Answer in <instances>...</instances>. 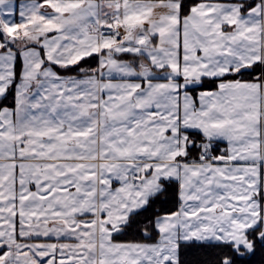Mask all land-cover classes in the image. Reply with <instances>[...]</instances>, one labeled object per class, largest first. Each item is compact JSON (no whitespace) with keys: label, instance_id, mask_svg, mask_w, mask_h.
I'll return each instance as SVG.
<instances>
[{"label":"snow or ice","instance_id":"snow-or-ice-1","mask_svg":"<svg viewBox=\"0 0 264 264\" xmlns=\"http://www.w3.org/2000/svg\"><path fill=\"white\" fill-rule=\"evenodd\" d=\"M257 246L264 0H0V264Z\"/></svg>","mask_w":264,"mask_h":264},{"label":"trees","instance_id":"trees-1","mask_svg":"<svg viewBox=\"0 0 264 264\" xmlns=\"http://www.w3.org/2000/svg\"><path fill=\"white\" fill-rule=\"evenodd\" d=\"M128 239H135V237H129ZM218 255L217 252L204 253L203 251L197 252L190 256L189 259L192 260H212ZM243 264H264V251L259 249L257 246V251L255 255L246 254L243 258Z\"/></svg>","mask_w":264,"mask_h":264},{"label":"crops","instance_id":"crops-1","mask_svg":"<svg viewBox=\"0 0 264 264\" xmlns=\"http://www.w3.org/2000/svg\"><path fill=\"white\" fill-rule=\"evenodd\" d=\"M17 2L19 3V2H20V0H17Z\"/></svg>","mask_w":264,"mask_h":264}]
</instances>
